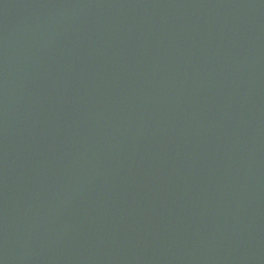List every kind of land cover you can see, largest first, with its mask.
Here are the masks:
<instances>
[{
	"label": "water",
	"instance_id": "water-1",
	"mask_svg": "<svg viewBox=\"0 0 264 264\" xmlns=\"http://www.w3.org/2000/svg\"><path fill=\"white\" fill-rule=\"evenodd\" d=\"M0 264H264V0H0Z\"/></svg>",
	"mask_w": 264,
	"mask_h": 264
}]
</instances>
